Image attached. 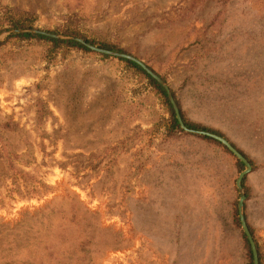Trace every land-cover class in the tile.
Instances as JSON below:
<instances>
[{
	"label": "rangeland",
	"instance_id": "obj_1",
	"mask_svg": "<svg viewBox=\"0 0 264 264\" xmlns=\"http://www.w3.org/2000/svg\"><path fill=\"white\" fill-rule=\"evenodd\" d=\"M5 9L31 13L39 31L69 27L140 60L188 121L251 160L244 215L264 264V0H0V28ZM8 31H0L2 255L41 225L25 213L77 201L90 223L65 230L90 238L89 254L71 240L55 247L80 264H249L234 221L232 155L169 133L159 94L120 59L51 51L6 39Z\"/></svg>",
	"mask_w": 264,
	"mask_h": 264
},
{
	"label": "trees",
	"instance_id": "obj_2",
	"mask_svg": "<svg viewBox=\"0 0 264 264\" xmlns=\"http://www.w3.org/2000/svg\"><path fill=\"white\" fill-rule=\"evenodd\" d=\"M4 20H5L4 25H6L7 27H4L2 25L0 28V31L6 30V29H10V30L35 29V30H38L33 26L35 19L33 18L32 14L29 12H21V11L12 10V9H5ZM47 32L52 33V34L60 33L65 36L79 37L83 39L84 41H86L87 43L93 46H96V44L93 41L79 35V33H77L76 31H72L71 29H69V27H64L62 29H58L57 31H47ZM11 38L19 39L21 41L34 39L36 41H40V42L48 44L50 46L51 51H55L56 49L62 46H67V47H72L77 50H82L84 52H90V50H88L87 48H85L84 46H82L81 44L77 42L57 40V39L49 38V37L42 36V35L11 34L6 37V39H11ZM98 48L105 49L108 51H113L116 53H124L123 50L117 48L114 45H110V44H101L98 46ZM103 57L108 58V56H104V55ZM120 60L125 62L127 66L134 69L137 73L143 74L146 77L148 84L151 87H153L156 90V92L159 94L163 104L168 109V114H169V118L167 119L166 130L171 134L183 133V131L180 129L175 119L174 111L172 109L170 102L167 99L164 89L160 85H158L152 78H150L135 63L128 61V60H124V59H120ZM171 93L178 106L182 121L187 128L196 130V131L208 132V133L218 135L224 138L222 134H220L219 132L215 130H212L202 125L188 121L185 118L181 110V105L179 103V100L176 98L173 91ZM197 137L207 140L208 142L221 147L226 153L230 154V152L219 142L211 138L204 137V136H197ZM238 152L241 153L248 160L250 165L253 167L252 161L249 160L241 151L238 150ZM15 156L16 158H18L17 155ZM235 161H236L235 164L238 169V172L243 171L245 169L244 165L236 159ZM244 181L245 180L243 179L241 182V185L244 189V192L247 198L248 190L245 187ZM91 214L92 213L86 207H84L80 202H77V201H73V205H71L67 211L56 210V208H54L51 204H48L42 207L41 209H38L36 212L25 213L22 219L28 216L30 219L39 217L42 220L41 225L34 230L33 236L28 238L27 243L20 247H17L13 254L8 253V255L4 256L2 255V252L0 251V262H2L3 264H80L78 258L73 259L70 255H69L70 257L68 258L62 257V255L59 254L61 252H59V249H56L55 245L56 244L60 245L61 243H64L67 240H71L72 243L75 245L74 250L76 252L83 251L89 254V250L88 251L86 250V246H88L92 242V240L86 237L85 235L80 234L79 232L77 234H70L69 230H65V227H67V225H70L76 229H82L85 224L90 223L88 217H90ZM54 216H57L59 218V223L58 225H55V226L53 225V223L55 222ZM245 219H246V215H245ZM24 221L25 220H22L21 223H24ZM234 221L236 225L239 226V221L237 218L236 210L234 212ZM54 227H55V230H53ZM248 228H249V231L256 245L259 264H262L263 259H262L260 248L255 240L252 229L249 226ZM22 236H23L22 232L21 230H19L18 231L19 239H21ZM242 236L244 239L249 264H253L249 244L245 236L244 235ZM43 257H45V260L43 259ZM46 259H49V260L46 261Z\"/></svg>",
	"mask_w": 264,
	"mask_h": 264
},
{
	"label": "water",
	"instance_id": "obj_3",
	"mask_svg": "<svg viewBox=\"0 0 264 264\" xmlns=\"http://www.w3.org/2000/svg\"><path fill=\"white\" fill-rule=\"evenodd\" d=\"M7 34L42 35V36H46V37L57 39V40L77 42V43L81 44L82 46H84L85 48H87L88 50L93 51L95 53H98L100 55H104V56H108V57H112V58H117V59H124V60H128V61L135 63L150 78H152L158 85H160L166 93L167 99L170 102L172 109L174 111L175 119H176L180 129L183 132L190 134V135H198V136L208 137V138H211V139L219 142L230 152V154L236 160H238L239 162H241L244 165L245 169L239 173L238 178L236 180V188H237L238 193H239V199H238V203H237V214H238V219H239V223H240L242 232L245 235L247 242L250 246L251 255H252V262H253V264H259L256 245H255L253 237L249 231L248 225L246 223L245 215H244V202H245L246 196L244 194V191H243V188L241 185L243 178L252 170V166L250 165L248 160L241 153H239L238 150L225 138H222L218 135H214V134H211L208 132L196 131V130H192V129L187 128L182 121L178 106H177V104H176V102H175V100L171 94V91H170L168 85L156 73H154L149 67H147L140 60L136 59L135 57H133L131 55H127V54H123V53H116L113 51L101 49V48L95 47V46L87 43L86 41H84L80 38L56 35V34H51V33L39 31V30H10L7 32Z\"/></svg>",
	"mask_w": 264,
	"mask_h": 264
}]
</instances>
